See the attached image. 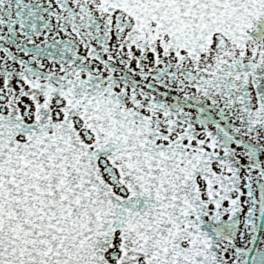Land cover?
I'll return each instance as SVG.
<instances>
[{
	"label": "snow or ice",
	"instance_id": "obj_1",
	"mask_svg": "<svg viewBox=\"0 0 264 264\" xmlns=\"http://www.w3.org/2000/svg\"><path fill=\"white\" fill-rule=\"evenodd\" d=\"M0 264H264V0H0Z\"/></svg>",
	"mask_w": 264,
	"mask_h": 264
}]
</instances>
